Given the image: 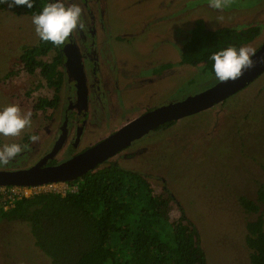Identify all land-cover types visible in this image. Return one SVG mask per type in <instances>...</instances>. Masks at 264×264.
<instances>
[{
  "label": "rangeland",
  "instance_id": "rangeland-1",
  "mask_svg": "<svg viewBox=\"0 0 264 264\" xmlns=\"http://www.w3.org/2000/svg\"><path fill=\"white\" fill-rule=\"evenodd\" d=\"M84 7L86 27L75 30L71 38L80 41L84 58L96 57L112 103L98 134L86 141L110 133L119 122L124 125L121 121L146 112L149 106L185 100L218 82L200 66L180 64L185 41L175 38V28L186 34L197 19L209 29L258 25L259 35L248 44L257 49L264 42V0H228L222 9L209 7V0H86ZM31 17L10 9L0 11V107L18 103L32 113L30 126L19 136H0V145L24 144V136L33 132L40 139L31 144L29 151L35 153H22L0 170L48 161L53 137L49 131L60 119L59 110L51 121V116L34 113L33 96L48 90L38 72L20 70L23 48L39 41ZM51 58L52 52L46 59ZM158 63L170 68L154 75ZM12 69L15 73L8 75ZM119 99L126 106H117ZM68 156L64 151L63 158ZM115 157L122 167L148 177L154 193L164 200L162 212L169 220L180 219L185 225V215L196 225L208 264H252L246 223L256 214L240 199H256L264 183V72L226 102L151 130ZM33 239L28 226L0 217V264H50L46 255L44 263L35 256Z\"/></svg>",
  "mask_w": 264,
  "mask_h": 264
},
{
  "label": "trees",
  "instance_id": "trees-1",
  "mask_svg": "<svg viewBox=\"0 0 264 264\" xmlns=\"http://www.w3.org/2000/svg\"><path fill=\"white\" fill-rule=\"evenodd\" d=\"M45 2L34 0L29 9L13 5L12 0H0V11L10 9L32 16ZM259 29L258 25L209 29L197 19L186 33L180 64L200 66L202 72L212 73L208 60L211 52L228 45L251 43ZM53 48L52 43L39 39L35 45L23 48L19 62L30 73L41 68L46 85L58 90L62 82L60 52L52 61L41 59ZM14 71L9 70L8 75ZM53 104V100L41 98L36 107L45 109ZM69 182L78 184L76 192L34 193L19 198L13 207L0 213L8 221L29 227L34 238L30 244L37 248L35 256L41 257L43 263L46 255L50 264H208L196 225L185 215V225L180 219L169 220L162 212L164 200L154 193L142 172L116 162L100 163ZM240 200L249 212L256 214L246 223L251 263L264 264V183L258 187L256 199L241 196Z\"/></svg>",
  "mask_w": 264,
  "mask_h": 264
},
{
  "label": "flooded vegetation",
  "instance_id": "flooded-vegetation-1",
  "mask_svg": "<svg viewBox=\"0 0 264 264\" xmlns=\"http://www.w3.org/2000/svg\"><path fill=\"white\" fill-rule=\"evenodd\" d=\"M186 31H190V29L188 28V30H185V32ZM173 33L174 35L176 34L175 38H178L180 41H185L186 37L188 36L178 28H175V31ZM71 35H73V33L70 34L69 39L62 46H55V48H53L49 52H52L51 59H46L49 53L45 57L41 58L49 62L52 61V59H55L59 52L62 56V61L60 63V66H58L59 71L62 72V82L59 89L57 90L56 86H47L44 81V84L46 85L48 91L45 94L33 96L35 97V99L32 100V102L34 103L33 105L31 104L32 108L35 111L34 113H37L40 117L51 116L50 121L54 118L55 112L58 110L60 111V119L57 125L49 131V133L51 132L53 136L49 142V144L51 145L49 149L52 150L51 155L48 156V161H44L40 164L41 166H51L59 164L82 152L98 141L104 139L122 126L119 122L118 127L116 129H112L110 133L108 132L100 138H94V140L92 141L85 140V138H87L88 136L98 134V132L96 131L99 130L97 128L100 124V121L104 116L107 115V108H109L110 104L112 103L108 101L109 96H107L108 90L107 84L104 79V74L100 72V70H97L99 69V63L97 62L96 57L92 56L91 54L92 57L90 58V61L87 57L84 58L82 56L83 50L79 46L80 41L78 43L74 41L75 39H73L72 41ZM182 36L184 37V39H182ZM85 50L86 47L84 46V51ZM19 65H21L20 70L24 69L22 62H19ZM91 66H94V68ZM154 67V75L163 73V71L167 72L170 68L165 63H158L154 65ZM35 71L38 72L41 79L44 80L41 68H36ZM91 75L92 78L90 77ZM41 98H48L49 100H53L55 104H53L52 106H46L45 109H39L36 106L40 103ZM118 105L122 107L126 106L125 102L122 99H119L117 106ZM150 109H153V107L151 108L149 106L148 110ZM138 115L139 114L129 117V119L124 120V122L121 121V124L128 122L130 119H133ZM45 128H47V126ZM35 133L36 132L29 133L24 136V138H26L27 140L26 143L29 142V136ZM64 151H67L70 156H68L67 158H63ZM26 153L30 155L35 153V151L28 150ZM115 156L116 154L101 163L116 162L119 164V161ZM125 157L128 156H126L125 154Z\"/></svg>",
  "mask_w": 264,
  "mask_h": 264
},
{
  "label": "water",
  "instance_id": "water-1",
  "mask_svg": "<svg viewBox=\"0 0 264 264\" xmlns=\"http://www.w3.org/2000/svg\"><path fill=\"white\" fill-rule=\"evenodd\" d=\"M252 60V67L245 69L237 80L218 81L185 100L150 109L59 164L51 166L36 164L20 170H0V185L34 186L74 180L126 148L141 135L166 122L208 109L246 87L264 72V42L256 49Z\"/></svg>",
  "mask_w": 264,
  "mask_h": 264
},
{
  "label": "clouds",
  "instance_id": "clouds-1",
  "mask_svg": "<svg viewBox=\"0 0 264 264\" xmlns=\"http://www.w3.org/2000/svg\"><path fill=\"white\" fill-rule=\"evenodd\" d=\"M13 5L33 8L34 0H12ZM86 0H46L38 12H33L31 23L40 40L62 46L75 30L85 29ZM228 0H209V7L222 9ZM256 49L250 44L228 45L210 53L211 71L220 82L237 80L245 69L252 67ZM32 121L31 111H24L18 103L0 107V136L15 137ZM37 134L29 136L30 143H6L0 145V168L8 166L22 153L30 150L31 144L39 141Z\"/></svg>",
  "mask_w": 264,
  "mask_h": 264
},
{
  "label": "built area",
  "instance_id": "built-area-1",
  "mask_svg": "<svg viewBox=\"0 0 264 264\" xmlns=\"http://www.w3.org/2000/svg\"><path fill=\"white\" fill-rule=\"evenodd\" d=\"M78 184L67 181L49 182L41 185H0V213L14 206L15 202L24 196H30L39 192H56L65 195L68 192H76Z\"/></svg>",
  "mask_w": 264,
  "mask_h": 264
}]
</instances>
